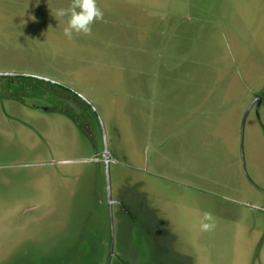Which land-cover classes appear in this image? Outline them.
Listing matches in <instances>:
<instances>
[{"label": "rangeland", "instance_id": "rangeland-1", "mask_svg": "<svg viewBox=\"0 0 264 264\" xmlns=\"http://www.w3.org/2000/svg\"><path fill=\"white\" fill-rule=\"evenodd\" d=\"M70 2L0 0V72L84 109L82 130L0 76V264L111 241L129 264H264V0H97L69 40ZM106 172L133 214L112 232Z\"/></svg>", "mask_w": 264, "mask_h": 264}, {"label": "flooded vegetation", "instance_id": "flooded-vegetation-1", "mask_svg": "<svg viewBox=\"0 0 264 264\" xmlns=\"http://www.w3.org/2000/svg\"><path fill=\"white\" fill-rule=\"evenodd\" d=\"M62 87V86H61ZM63 88V87H62ZM61 90V89H60ZM60 90L56 91L55 97H49L48 94L43 96L45 100L51 103L50 107L47 109L48 111H55V110H60L64 115L69 117L75 124L83 130V124L80 122V120L77 118V116L84 115V109L82 108V103L80 98L77 96H71V97H66L64 96L63 93L60 92ZM61 94V96L59 95ZM75 94V93H74ZM76 95V94H75ZM262 94L260 93V96H258L259 99H261ZM41 98V99H42ZM255 102H258L257 100ZM31 105V104H30ZM57 106H59L57 108ZM104 157H106V151L103 154ZM122 195L120 196H112L111 188L110 185H105V192H104V199L101 197L100 198V204L102 202H105L106 204V210L107 214L110 216V220L108 221V225L110 223V231L112 232V223L114 225V220L112 218L117 219L119 222H121V216L126 214L128 216H131V206L128 202L125 201V199L121 198ZM116 222V221H115ZM109 248L108 253L107 249ZM158 245H155L154 250L158 253ZM115 250L113 248V241L109 242V246H106V252L101 255L99 258H89L85 255V251L82 250V253H76V255L72 258H67L63 259L60 264H99L100 260H105V264H129V262H124L123 261V250ZM170 257L171 253L167 251ZM83 256H82V255ZM170 259H167V261H170ZM172 262V261H171ZM173 264H176L174 261Z\"/></svg>", "mask_w": 264, "mask_h": 264}, {"label": "clouds", "instance_id": "clouds-1", "mask_svg": "<svg viewBox=\"0 0 264 264\" xmlns=\"http://www.w3.org/2000/svg\"><path fill=\"white\" fill-rule=\"evenodd\" d=\"M56 17H67L66 27L63 29L64 36L71 40L73 33L90 36L92 25L103 20V10L98 6L97 0H71L67 8H59ZM205 219H211L210 214H205ZM203 229L208 230L210 224H203Z\"/></svg>", "mask_w": 264, "mask_h": 264}, {"label": "trees", "instance_id": "trees-1", "mask_svg": "<svg viewBox=\"0 0 264 264\" xmlns=\"http://www.w3.org/2000/svg\"><path fill=\"white\" fill-rule=\"evenodd\" d=\"M6 79L7 82H10V84L13 85V87H10L12 89L11 92V98L15 100H21L23 101L25 98H42L46 94L49 95V97H55L56 91L58 88L61 86H55L54 84H51L50 82L43 81L41 79L37 78H32L30 76L25 77V76H15V77H10V76H5L2 77ZM30 79H36V82L34 83L33 81H30ZM44 83L48 84L50 87L46 89L44 87ZM8 88V86H7ZM1 92V91H0ZM24 96V97H20Z\"/></svg>", "mask_w": 264, "mask_h": 264}, {"label": "water", "instance_id": "water-1", "mask_svg": "<svg viewBox=\"0 0 264 264\" xmlns=\"http://www.w3.org/2000/svg\"><path fill=\"white\" fill-rule=\"evenodd\" d=\"M0 76H20V74H17V73H1L0 72ZM23 76H25V77H28L29 75H26V74H24ZM262 94L264 93V89H263V91L261 92ZM258 102H259V98H257L256 99ZM246 116V113H245V115H244V117ZM244 117H243V122H244ZM242 122V123H243ZM106 151V150H105ZM104 159H105V161H106V157H104ZM106 185L108 186L109 185V180H108V172H106Z\"/></svg>", "mask_w": 264, "mask_h": 264}]
</instances>
